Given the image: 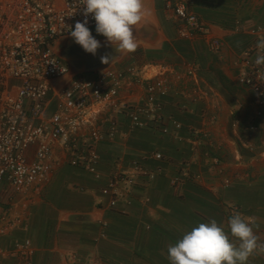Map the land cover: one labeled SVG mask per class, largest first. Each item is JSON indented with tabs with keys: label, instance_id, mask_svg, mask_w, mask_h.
I'll use <instances>...</instances> for the list:
<instances>
[{
	"label": "crops",
	"instance_id": "obj_1",
	"mask_svg": "<svg viewBox=\"0 0 264 264\" xmlns=\"http://www.w3.org/2000/svg\"><path fill=\"white\" fill-rule=\"evenodd\" d=\"M175 1L144 0L149 14L135 26L137 51L119 54L110 65L144 68L143 77L125 75L111 103L97 105L88 96L91 121L76 137L101 132L93 145L100 178L71 165L68 149L53 139L46 182L22 189L0 182V264H27L15 250L24 240L33 249L30 264H65L71 254L91 264H170L167 249L185 232L212 219L227 231L236 212L255 220L264 242V105L255 117L254 93L239 80L243 59L258 55L262 38L246 29L264 27V0H184L192 2L206 32L188 30L174 13ZM88 28L107 42L96 26ZM99 72L80 76L101 86ZM161 77L167 87L156 100L162 121L130 129L126 113L116 109L141 107L146 85ZM67 82L54 81V89ZM57 104L51 95L32 122L48 119ZM110 125L118 129L113 136ZM34 150L35 144L28 149L30 160ZM123 170L134 173V183L112 208L100 188ZM249 264H264V254Z\"/></svg>",
	"mask_w": 264,
	"mask_h": 264
},
{
	"label": "built area",
	"instance_id": "obj_2",
	"mask_svg": "<svg viewBox=\"0 0 264 264\" xmlns=\"http://www.w3.org/2000/svg\"><path fill=\"white\" fill-rule=\"evenodd\" d=\"M191 4L175 1L172 5L175 15L188 30L206 32L207 27L191 11ZM85 8L83 0H0V182L17 189L46 182L51 169L53 139L60 140L68 149L71 165L83 167L96 179L100 178L99 156L93 145L102 139L101 132L93 129L82 139L76 137L78 129L91 121L88 96L92 94L97 105L111 103L122 78L125 75L143 77L145 69L128 65L122 69L100 70L101 86L80 75L68 78V64L57 55L54 45L74 30L76 22L83 23ZM87 19V27L96 26L93 14ZM246 30L264 38L262 26ZM218 47V41H213L211 48ZM255 60L243 59L245 68L241 69L239 80L253 91L254 116L260 118L264 105V65H256ZM64 78L68 82L55 90L54 81ZM146 90V101L141 107L125 104L116 109L118 113H126L130 129L144 127L149 120L162 121L156 100L167 92L165 81L162 77L156 78L146 85ZM53 94L58 97L55 111L40 124H34L31 119L43 112ZM161 130L168 132L165 127ZM116 133L117 127L110 125L108 134ZM34 144V158L30 160L28 149ZM153 157L159 159L161 155L155 153ZM134 178V173L118 171L100 188L109 207L120 205L119 199L134 183ZM13 218L19 221L18 217ZM3 231L0 229V233ZM15 250L30 264L33 249L29 240L16 243ZM65 264L91 263L71 254Z\"/></svg>",
	"mask_w": 264,
	"mask_h": 264
},
{
	"label": "clouds",
	"instance_id": "obj_3",
	"mask_svg": "<svg viewBox=\"0 0 264 264\" xmlns=\"http://www.w3.org/2000/svg\"><path fill=\"white\" fill-rule=\"evenodd\" d=\"M83 5H86L85 19L83 23L76 22L70 35L86 52L95 55L101 47L87 27L89 14H93L96 32L106 37L108 44L115 46L120 55L137 51L139 42L135 26L149 14L144 0H83ZM256 47L259 52L255 64L262 66L264 38L258 40ZM116 59L106 53L101 62L109 64ZM78 75L81 73L75 76ZM258 228L254 219L239 212L229 217L227 231L215 219L201 222L168 247L167 257L170 264H249L250 258L264 254V242L257 235Z\"/></svg>",
	"mask_w": 264,
	"mask_h": 264
},
{
	"label": "water",
	"instance_id": "obj_4",
	"mask_svg": "<svg viewBox=\"0 0 264 264\" xmlns=\"http://www.w3.org/2000/svg\"><path fill=\"white\" fill-rule=\"evenodd\" d=\"M100 44L101 47L93 55L77 44L70 34L63 38L61 47L56 53L68 64V78L80 73L103 70L110 67L111 62L103 64L101 57L107 53L117 58L119 53L115 50V46L108 44V42H100Z\"/></svg>",
	"mask_w": 264,
	"mask_h": 264
}]
</instances>
